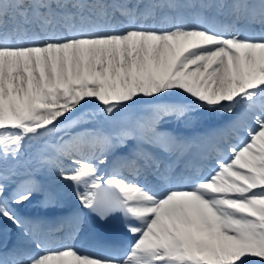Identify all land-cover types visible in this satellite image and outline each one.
Here are the masks:
<instances>
[{
  "label": "snow or ice",
  "instance_id": "1",
  "mask_svg": "<svg viewBox=\"0 0 264 264\" xmlns=\"http://www.w3.org/2000/svg\"><path fill=\"white\" fill-rule=\"evenodd\" d=\"M89 100L117 126L71 134ZM194 109L229 119L187 136ZM0 220L20 239L0 264H264V0H0ZM89 220L129 247L56 246Z\"/></svg>",
  "mask_w": 264,
  "mask_h": 264
},
{
  "label": "bare ground",
  "instance_id": "2",
  "mask_svg": "<svg viewBox=\"0 0 264 264\" xmlns=\"http://www.w3.org/2000/svg\"><path fill=\"white\" fill-rule=\"evenodd\" d=\"M227 18H231V17H228V16H226ZM162 19H167V17H165V16H159V17H157V18H155V19H148V20H151V21H153V22H156V21H160V20H162ZM147 20V21H148ZM224 20H226V19H224ZM200 122V119L198 120V119H196V118H193L192 119V122L190 123V124H188V125H184V124H181L180 126H179V129H180V131L184 134V135H188V136H192V135H199V134H202V133H204L205 131H207V130H211V129H213V128H217L216 126H214V124H213V121L211 122V124H210V126H209V128H206V129H202V128H200V127H198V126H193V124H197V123H199ZM185 126V127H184ZM195 153V151L193 152V154ZM203 168H201V170H202ZM75 202H70V201H68V200H66V199H64L63 198V200H62V203H61V205H60V208L63 210V209H70V207L74 204ZM33 209H30L28 212H29V214L30 213H37L36 211L38 210V209H35L34 207H32ZM50 214H53L50 210H45V215H47L49 218H53ZM39 215H37V217H38ZM0 224H2V225H6V226H8V225H10L8 222H6V221H2V220H0ZM66 224H68L69 225V227L68 228H71V225L69 224V223H66ZM65 224V225H66ZM12 233H15V231H12ZM3 234H0V242H2V240H3ZM92 242L93 243H95V240H93L92 239Z\"/></svg>",
  "mask_w": 264,
  "mask_h": 264
},
{
  "label": "rangeland",
  "instance_id": "3",
  "mask_svg": "<svg viewBox=\"0 0 264 264\" xmlns=\"http://www.w3.org/2000/svg\"><path fill=\"white\" fill-rule=\"evenodd\" d=\"M92 103H96V104H92ZM85 104H90L91 106H96V107H99L100 105L97 103V102H95L94 100H89L87 103H84V105ZM84 113H86V111L84 110V111H82V113H80V115H83Z\"/></svg>",
  "mask_w": 264,
  "mask_h": 264
}]
</instances>
